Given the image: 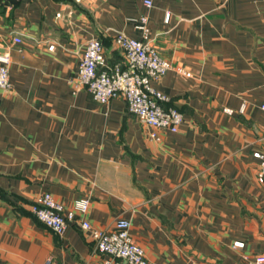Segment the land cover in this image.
<instances>
[{"label": "crops", "instance_id": "1", "mask_svg": "<svg viewBox=\"0 0 264 264\" xmlns=\"http://www.w3.org/2000/svg\"><path fill=\"white\" fill-rule=\"evenodd\" d=\"M143 14L172 62L154 85L166 107L184 113L178 131L140 121L120 95L98 103L71 82L90 38L101 39L109 65L123 63L115 37L140 38ZM5 51L12 88H0V264H104L79 219L59 234L34 215L45 191L68 207L89 197L86 217L99 229L128 218L154 264H256L264 0H0Z\"/></svg>", "mask_w": 264, "mask_h": 264}, {"label": "built area", "instance_id": "2", "mask_svg": "<svg viewBox=\"0 0 264 264\" xmlns=\"http://www.w3.org/2000/svg\"><path fill=\"white\" fill-rule=\"evenodd\" d=\"M153 1L144 0V3L150 7ZM137 26L142 31L140 38L129 37L123 32L115 37L124 54L121 64L109 65L101 39L90 38L71 82L76 91L85 87L98 103L107 104L120 95L129 111L140 121L154 129L178 131L185 119L184 113L176 107H166L164 101L168 100V96L154 85V81L172 68V62L162 56L152 43L148 14L137 19ZM12 41L22 44L24 39L21 35H13ZM53 48L54 44H50L49 49ZM10 63V52L0 53V88L4 90L12 88ZM179 71L191 74L182 68ZM151 136L160 139L156 130ZM254 155L260 160L258 180L264 186V152L257 151ZM90 201L89 197H83L68 207L53 193L45 191L32 202L31 210L40 221L59 234L65 233L70 223L79 219L82 227L91 232L97 249L105 254L104 264H154L147 257L144 247L134 239L128 218L117 219L112 229L93 227L86 217ZM255 263L264 264V254L257 255ZM44 264L59 263L48 259Z\"/></svg>", "mask_w": 264, "mask_h": 264}]
</instances>
